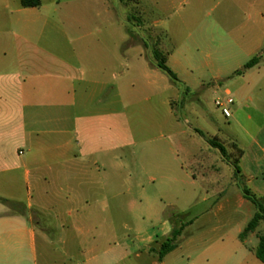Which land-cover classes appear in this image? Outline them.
Masks as SVG:
<instances>
[{"label":"crops","instance_id":"1","mask_svg":"<svg viewBox=\"0 0 264 264\" xmlns=\"http://www.w3.org/2000/svg\"><path fill=\"white\" fill-rule=\"evenodd\" d=\"M21 1L0 0V198L19 205L12 210L0 202V264H182L185 256L198 264H263L255 255L258 232L239 238L252 218L237 234L232 228L253 205L243 195L230 199L219 179L212 181L220 159L209 141L222 134L232 143L246 186L264 198V0L217 2L203 55L215 100L229 95L235 103L231 117L223 115L229 128H196L198 142L187 141L174 113L180 90L167 85L145 46L125 49L123 24L117 32L107 13H61L60 0L33 8ZM133 56L135 68L125 70ZM255 57L260 63L244 70ZM141 82L147 93L167 94L175 119L167 147L147 149L143 164L135 151L125 156L133 132L125 95L133 98ZM182 135L185 142L174 141ZM133 164L150 175L157 193L133 178ZM125 180L135 185L125 188ZM201 192L203 202L227 200L191 219L162 262L151 252L173 230L162 206L132 201L135 235L125 237V198L194 199ZM157 215L163 221L144 230L141 220Z\"/></svg>","mask_w":264,"mask_h":264},{"label":"rangeland","instance_id":"2","mask_svg":"<svg viewBox=\"0 0 264 264\" xmlns=\"http://www.w3.org/2000/svg\"><path fill=\"white\" fill-rule=\"evenodd\" d=\"M217 2L218 0H101L99 3H88L83 0H60L59 4L61 13L68 14L74 13V11L75 13H107L109 16L114 17L116 20L108 24H113V29L117 32H120V25L123 24L124 36H129L128 41L124 44L125 49L133 44H141L142 46L147 44L149 49H146V52L150 59L153 58L154 49H158L164 55L170 54L172 58L169 67L176 73L182 83L191 90L190 95L180 94L179 98L173 101L174 113L177 120L189 133L187 141L198 142L200 140L193 131L196 128H229L228 119L223 116L221 110L215 105V98L218 97L213 93V70L207 67V59L203 55L205 45L202 37L205 33L211 34L213 31V20L219 13ZM110 30L112 29L109 27L108 31ZM215 36L218 37V31ZM123 66L125 70L131 71L134 69V56L129 60H125ZM159 73L167 79V85L173 86L174 89H179L178 86L170 81L168 76L161 71ZM225 80L226 85L231 82L227 79ZM143 87L144 85L141 82L140 92L134 95L133 98L125 95V110L127 112L125 123H129L133 130V132H130L132 146L125 149V156L131 158L132 151H135L141 164H143V160L150 158V156H145L147 149L163 145L167 147V141L171 138L170 129L173 127L175 120L167 102V94H163V91L159 90L154 93H147L143 90ZM214 122L216 124H213ZM190 136L191 139H189ZM185 139V136L182 135L174 139V141L185 142ZM212 140L219 145H223L226 152L223 155L219 151L220 161L214 167L212 181L219 179L220 185L227 190V196L235 201L236 196L242 195L239 188L241 180L237 178L234 167L238 152L232 148V143L222 134ZM162 152L154 156V158L161 159L164 157L161 155ZM163 154L166 153L163 152ZM130 171L133 174V178L136 176L140 181H143L146 188L150 191L149 193H157L156 187L148 182L150 175H145L139 166L131 165ZM152 174L159 176L158 173ZM233 175L235 186L232 182ZM197 178H199L197 184L203 185L200 177ZM134 181L127 182L125 180V188H128L132 183L135 185ZM199 194H202L201 197L194 199L167 197V195L149 199L125 198V237L134 238L135 235L134 231L130 230V225L134 221L132 214L134 205L131 203L132 201H137L141 204V208L145 209L148 205L147 200H150L149 204L163 207L167 218L175 217L179 218L181 222L187 223L212 207L213 203L220 204L227 200L226 197L221 196L207 199L206 202H203L202 196L204 194L203 192ZM254 213L255 208L253 206L252 214L254 215ZM252 214L251 216H253ZM251 216L243 217L236 222V225L232 227L235 234H237L239 228H245L252 218ZM163 219V215L152 216L151 218L146 216L143 219L144 221L141 220V225L144 230L153 231L156 224L162 222ZM257 232L255 239H258V236L264 232V223L259 226ZM182 264H198V261L188 259L185 256ZM243 264L247 263L244 262Z\"/></svg>","mask_w":264,"mask_h":264},{"label":"trees","instance_id":"3","mask_svg":"<svg viewBox=\"0 0 264 264\" xmlns=\"http://www.w3.org/2000/svg\"><path fill=\"white\" fill-rule=\"evenodd\" d=\"M21 4L24 8L40 7L41 0H22ZM144 46L147 50L149 49V46L147 44H145ZM169 56L170 54L164 55L158 49H154L153 58L152 59L149 58V60L157 69H159L162 73L168 76V78L172 83L178 86L181 95H188V94L190 95L191 90L180 81L176 73L167 65ZM260 60L261 57H255L251 59L245 65L244 70L253 68L254 66L258 65L260 63ZM242 73L243 71H237L235 75H241ZM200 134L203 135L202 133ZM209 144L214 148L218 149L223 155L226 153L223 145H219L213 140H210ZM234 167L236 169L237 178L241 180L239 183V188L242 192L244 199L252 203V205L255 208V213L252 219L248 223L245 230L239 236L241 241H244L250 234L256 232L259 226L262 223H264V198L257 197L246 186L238 166V159H236L234 163ZM0 202L9 206L12 210H14L17 206H19L18 204L6 199L0 198ZM170 221L173 224V230L170 233V235L167 238L160 241V245L157 250L151 249V252H154L158 255L159 262H162L169 253H171L178 247L181 237L183 236V233L185 231V228L190 224V221L187 223H183L179 220V218H175V217L170 218ZM255 255L264 264V232L259 236V244L255 250Z\"/></svg>","mask_w":264,"mask_h":264},{"label":"built area","instance_id":"4","mask_svg":"<svg viewBox=\"0 0 264 264\" xmlns=\"http://www.w3.org/2000/svg\"><path fill=\"white\" fill-rule=\"evenodd\" d=\"M235 103V100L231 96H227L225 99H216L215 105L221 110L222 114L226 118L231 117V106Z\"/></svg>","mask_w":264,"mask_h":264}]
</instances>
